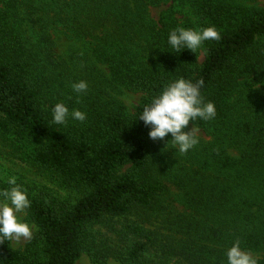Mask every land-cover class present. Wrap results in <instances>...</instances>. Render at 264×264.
<instances>
[{"label": "trees", "instance_id": "1", "mask_svg": "<svg viewBox=\"0 0 264 264\" xmlns=\"http://www.w3.org/2000/svg\"><path fill=\"white\" fill-rule=\"evenodd\" d=\"M100 2L103 16L93 15L97 21L100 16L106 19L109 43L100 58L114 80L141 95L133 121L103 112L87 124L53 123L34 66L20 58L17 46L8 48L9 30L0 13V133L37 140L36 163L58 174L66 185L86 190L74 204L50 195L29 196L27 214L37 229L22 249L12 240L0 243V264H76L83 252L100 263L96 248L90 246L91 228L134 208L150 207L163 189L154 176L158 142L149 138V127L137 116L153 95L181 76L203 80L201 93L216 106L213 119L189 122L212 137L211 165L217 180L205 187L200 183L198 189L197 214L210 220L200 239L212 246L194 249L188 259L191 264H227L228 248L239 241L243 250L258 254L259 264H264V48L259 45L264 38V7L233 0ZM169 2L159 20H152L150 8ZM184 9L194 16L196 28L215 26L220 34L218 40L201 45L202 61L198 50L174 53L167 43L169 32L184 26L175 16ZM116 21L119 37L114 40ZM142 26L149 31L148 45L156 58L151 66H144L131 49L132 40L141 38ZM242 88L250 96L247 99L240 95ZM8 187L0 181V189ZM126 229L138 237L147 235L136 224ZM146 238L129 251L130 264H140L149 251L151 238Z\"/></svg>", "mask_w": 264, "mask_h": 264}, {"label": "rangeland", "instance_id": "2", "mask_svg": "<svg viewBox=\"0 0 264 264\" xmlns=\"http://www.w3.org/2000/svg\"><path fill=\"white\" fill-rule=\"evenodd\" d=\"M90 1L0 0V13L6 18L3 24L9 30L8 48L17 46L20 58L34 66L36 76L44 86L49 108L62 102L70 112L79 109L87 114L83 122L69 117L65 124H87L95 114L103 112L118 113L133 121L141 95L114 80L108 64L101 60V54L109 45L105 38L108 25L101 17L104 3L97 0L95 5L94 0L93 3ZM233 1L248 7H264V0ZM171 3L151 7L148 15L157 22ZM116 7L114 14L118 16V2ZM95 12L101 15L99 21L93 15ZM175 16L181 18L183 27L196 28L189 9ZM112 27L113 38L117 40L118 21ZM139 32L141 38L132 40L131 49L144 66H151L156 58L148 45L149 31L142 26ZM259 45L264 48V38ZM197 50L202 61L203 49ZM80 80L87 81L88 90L78 96L71 84ZM240 95L246 99L250 97L243 88ZM192 127L194 125L189 123L185 130ZM198 129L199 142L186 153L175 150L170 134L163 140H156L159 149L154 176L161 181L162 191L148 208L137 207L124 216L106 218L95 224L89 241L90 246L96 248L100 263H96L88 252H83L76 264H130L127 260L129 251L135 243L147 241V235L151 238V246L140 264H191L188 257L193 256L194 249L200 251L212 246L200 239V233L205 231L210 220L197 214L199 184L205 187L217 180L211 165L212 137ZM37 146V140L0 133V181L6 182L9 176H16L17 184L27 190L29 196L50 195L68 204L78 202L86 190L66 185L58 174L37 164L34 158ZM20 215L31 224L33 235L37 229L35 223L27 213ZM194 218L199 221L195 223ZM128 224L143 228L147 235L138 237L129 233ZM196 225L198 227L194 229ZM196 231L199 235L195 237ZM29 240L21 238L12 242L14 247L22 249Z\"/></svg>", "mask_w": 264, "mask_h": 264}, {"label": "clouds", "instance_id": "3", "mask_svg": "<svg viewBox=\"0 0 264 264\" xmlns=\"http://www.w3.org/2000/svg\"><path fill=\"white\" fill-rule=\"evenodd\" d=\"M220 34L215 26L204 28L176 27L168 34L167 43L174 53L190 49L193 52L205 41L218 40ZM203 80L193 81L181 76L168 82L158 94L153 95L150 102L143 107L137 116L149 127V138L163 140L169 134L175 150L186 153L198 141L199 129H187L189 122L197 119L208 121L216 116L214 102L206 101L201 93ZM74 93L86 94L88 83L85 80L71 84ZM86 113L73 109L71 112L66 104L56 103L52 108V122L65 124L69 117L81 122L86 120ZM136 117V118H137ZM8 188L0 189V243L10 240L30 239L32 226L20 213H27L31 200L27 190L17 184L16 176H9ZM227 264H259L258 259L241 248L236 241L226 252Z\"/></svg>", "mask_w": 264, "mask_h": 264}]
</instances>
